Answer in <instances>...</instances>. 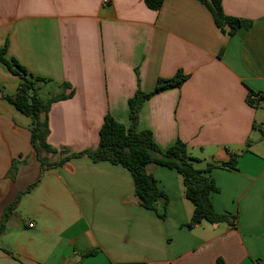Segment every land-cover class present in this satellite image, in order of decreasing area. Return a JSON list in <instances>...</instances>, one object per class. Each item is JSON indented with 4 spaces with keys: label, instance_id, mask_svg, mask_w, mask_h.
<instances>
[{
    "label": "crops",
    "instance_id": "0c3cea01",
    "mask_svg": "<svg viewBox=\"0 0 264 264\" xmlns=\"http://www.w3.org/2000/svg\"><path fill=\"white\" fill-rule=\"evenodd\" d=\"M223 7L252 26L222 33L200 0H164L159 10L145 0H0V48L54 80L47 84L54 93L61 91L55 83L75 90L49 112L48 142L58 151L96 149L107 113L129 126L136 91L150 92L183 69L190 77L182 87L145 101L138 129L151 130L162 150L181 138L200 169L238 154L236 170L212 171L215 208L238 215L235 226L189 228L194 204L182 176L151 163L169 196L162 219L140 204L132 173L120 164L84 155L43 170L32 119L5 98L21 79L0 63V222L23 193L0 238V264L264 263V104L247 100L250 91L264 95V0H223Z\"/></svg>",
    "mask_w": 264,
    "mask_h": 264
},
{
    "label": "trees",
    "instance_id": "16d2710c",
    "mask_svg": "<svg viewBox=\"0 0 264 264\" xmlns=\"http://www.w3.org/2000/svg\"><path fill=\"white\" fill-rule=\"evenodd\" d=\"M204 3L214 18L217 27L222 33L230 36L237 33L241 27H251L252 20L227 15L224 11L223 0H200ZM146 5L154 10H159L164 4V0H145ZM229 27V29H227ZM223 49L220 54H222ZM0 63H4L8 69L21 79L18 92L15 96L6 95L5 98L14 104L16 108L32 119L30 125L31 142L36 150L38 158L42 163V169H50L62 166L74 157L88 155L94 161H110L113 164H120L127 168L134 178L135 194L140 200V204L157 215L166 219L168 216V194L159 187L155 175L148 171L151 163L167 166L176 169L182 176L185 196L194 204V211L191 219L187 223L189 228L206 221L210 223L226 222L230 226H235L238 215L231 213H221L215 208L212 195L219 192L220 188L212 175L215 167L234 169L238 168V154H232L230 159L220 164L210 163L205 169L195 166L198 158L189 152L188 143L181 138L166 150H162L154 140L153 132L149 129L139 130L138 121L140 111L145 101L153 95L172 88H180L189 79L190 74L183 69H179L173 76L160 77L155 88L150 92L138 89L133 97L129 99L131 124L126 126L117 120L111 113L104 116L100 129V141L96 149H87L79 153H68L58 151L48 142L50 134L49 112L55 102L72 98L75 90L68 82L55 83L61 91L50 96L43 97L40 90L47 84L54 83V80L47 77L35 76L23 66L16 58L7 56V45L0 48ZM71 89L70 92H67ZM257 93L250 91L247 97L248 102L255 107H259ZM264 99V95H262ZM257 126L254 124V128ZM264 137V125H260ZM250 146V142L247 147ZM63 155L59 160L53 161L52 156L56 153ZM66 153V155H64ZM17 162L13 164L9 176L15 177L17 172ZM4 211L0 222V238L7 228V223L16 211L21 196ZM5 252L11 253L8 249ZM91 254V253H90ZM259 264H264L258 260ZM216 264H223L219 258Z\"/></svg>",
    "mask_w": 264,
    "mask_h": 264
},
{
    "label": "rangeland",
    "instance_id": "374dc122",
    "mask_svg": "<svg viewBox=\"0 0 264 264\" xmlns=\"http://www.w3.org/2000/svg\"><path fill=\"white\" fill-rule=\"evenodd\" d=\"M55 86L54 85H45L41 90H40V94L43 97H47L50 96L51 94H53L55 92Z\"/></svg>",
    "mask_w": 264,
    "mask_h": 264
},
{
    "label": "built area",
    "instance_id": "2783aa9c",
    "mask_svg": "<svg viewBox=\"0 0 264 264\" xmlns=\"http://www.w3.org/2000/svg\"><path fill=\"white\" fill-rule=\"evenodd\" d=\"M107 2V0H105ZM256 99H258V104L259 106H262L264 104V99H262V94L261 93H257V95L255 96ZM34 224L33 223H29V226L32 227Z\"/></svg>",
    "mask_w": 264,
    "mask_h": 264
}]
</instances>
